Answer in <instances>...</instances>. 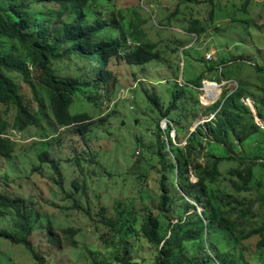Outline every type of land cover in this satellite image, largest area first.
Returning <instances> with one entry per match:
<instances>
[{
  "label": "rangeland",
  "instance_id": "1",
  "mask_svg": "<svg viewBox=\"0 0 264 264\" xmlns=\"http://www.w3.org/2000/svg\"><path fill=\"white\" fill-rule=\"evenodd\" d=\"M245 4L246 0H115L112 7L101 5L107 7L103 17L108 21L115 18L121 22L122 16V33H126L128 23L134 24V31L155 45L159 59L132 67L121 58H113L106 68L112 79L100 85H96L92 66L85 61L64 60L53 65L58 76L90 84L78 92L70 108L72 114L89 116V131L84 136L77 126L56 124L45 93L39 87L34 92L18 75H11L37 124L23 131L6 129L4 138L13 147L9 158L0 156V194L19 200L26 222L33 229L28 242L40 262L117 264L116 257H124L120 236L104 224L103 217L115 219L118 205L123 204L133 209L128 226L121 234L129 235L124 240L129 263L157 264V248L141 232L143 217L149 211L160 215L158 198L163 181L174 199L168 214L173 223L178 222L184 201L174 175L159 163L157 130L158 125L162 128L164 120L148 97H157L165 111L173 95L183 93L177 112L171 115L181 120L178 146H184L191 125L190 131L208 120L205 117L208 108H203L200 102L203 95L192 87L200 77L220 84L232 73L233 82L223 89L222 98L241 85L251 98L248 105L252 112L260 108L264 113V0H252L246 11ZM136 46V42L128 40L125 52ZM212 53H215L214 61L206 62V56ZM18 54L23 56L20 50ZM220 64L224 67L211 71ZM257 69L263 73L257 74ZM31 72L36 78L37 72ZM179 79L186 86L182 90L176 84ZM39 100L43 102L45 117L38 111ZM0 111L2 119L11 125L15 109L0 106ZM254 118L264 129L263 120L257 114ZM175 133L171 135L174 137ZM44 152L62 174L64 189L56 184L59 180L51 164L40 159ZM242 154L247 156L245 150ZM237 167L234 162H225L220 167L222 177L217 187L225 197L220 203L223 210L235 208L237 201L251 196L245 192L237 194L230 187L229 172ZM255 174L264 184V169L255 167ZM74 182L78 183L79 191L72 187ZM260 207L254 206L255 214L260 213ZM207 223L204 220L203 224L188 229H204ZM0 230L18 237L23 235L19 219L10 209L0 208ZM67 230L76 233L72 240L61 236L60 232ZM211 232L205 241H200L206 246L204 253L198 252L199 241L187 245L189 253L211 254L217 264L214 251L221 250L233 254L240 264H264V253L257 248L260 237L243 241L231 251L225 249L232 239L230 234L216 226ZM50 234L59 235L60 244L51 242ZM0 264L36 263L22 246L0 238Z\"/></svg>",
  "mask_w": 264,
  "mask_h": 264
},
{
  "label": "trees",
  "instance_id": "2",
  "mask_svg": "<svg viewBox=\"0 0 264 264\" xmlns=\"http://www.w3.org/2000/svg\"><path fill=\"white\" fill-rule=\"evenodd\" d=\"M114 1L0 0V106L5 109L14 108L16 111L11 125L2 119L0 111V156L9 158L12 154V143L4 138L7 128L23 131L37 124L11 75H18L34 92L37 86L45 93L56 124L61 127L77 126L79 133L84 136L89 131V116L86 113L72 114L70 108L78 92L90 87V84L76 78L58 76L53 65L64 60L85 61L92 66L96 85H100L112 79V74L106 68L113 58H121L132 67L144 66L159 59L155 45L135 32L134 24L128 23L126 33H122V16L121 22L115 18L108 21L103 17L107 7L101 5L112 7ZM251 1L246 0L244 11ZM128 40L136 42L137 46L134 50L125 52V43ZM18 50L23 52V56L18 54ZM221 65L213 67L211 71L219 69ZM32 70L37 72L36 78H33ZM256 73L263 72L257 69ZM228 75L229 79L225 81L232 80V73ZM222 78H226V75L222 74ZM204 81L200 77L192 87L201 89ZM182 96L183 93H175L173 101L165 111L157 97H148L160 113L161 119L170 121L165 131L158 125L157 157L159 163L174 175L176 188L184 201L182 214L178 222L173 223L168 219V214L172 211L174 199L163 181L158 198L160 215L149 211L143 217L141 232L157 248V264H216L211 254H199L205 252L206 246L201 242L212 234L211 228L215 226L232 236L225 249L233 251L237 244L258 236L260 239L257 248L264 253V184L256 179L255 174V167L264 169V129L256 124L253 113L242 103V100H250V96L239 85L231 96L226 95L220 102L206 109L205 117L215 118L198 125L194 132L190 131L193 128L191 125L186 138L187 144L178 146L181 120L174 119L171 115L177 112ZM256 110L258 118L264 122V113L260 108ZM38 111L43 117L46 116L41 100L38 101ZM173 131L176 132L175 141L171 136ZM242 150L247 152V156H243ZM40 159L51 164L59 180L56 184L64 189L62 174L55 162L49 160L45 152L40 155ZM225 162L238 165L229 172L230 187L237 194L245 192L251 195L247 200L237 201V206L230 210L222 209L223 205L220 203L225 201V197L217 187L222 177L220 167ZM163 179L168 180L166 176ZM72 187L79 191L77 182ZM18 202L19 200L0 194V208L10 209L15 213L23 234L18 237L0 230V238L12 245L22 246L31 254L36 264H43L34 247L28 242V236L33 229L27 224L23 208ZM256 204L261 206L258 214L253 210ZM199 208L203 211L199 212ZM131 210L133 209L130 206L119 204L115 219L103 217L104 224L120 236L119 244L124 250V257L117 256V264H130L124 241L129 236L128 231L126 236L121 234L133 215ZM163 218L167 219V223ZM204 220H208L204 229H188L196 224H203ZM60 233L68 240H72L76 234L72 230ZM49 240L55 242L56 246L60 244L59 235L50 234ZM196 241H201L198 250L200 256L190 254L187 249L188 244ZM212 243L216 244L213 241ZM214 255L217 264H240L233 254L215 250Z\"/></svg>",
  "mask_w": 264,
  "mask_h": 264
},
{
  "label": "built area",
  "instance_id": "3",
  "mask_svg": "<svg viewBox=\"0 0 264 264\" xmlns=\"http://www.w3.org/2000/svg\"><path fill=\"white\" fill-rule=\"evenodd\" d=\"M214 57H215V53H212L210 55H207L206 56V61L208 62H212L214 61ZM177 86L179 89H184L186 86L184 84V81L183 79H180L176 82ZM232 82H223L221 85H217L215 83H204V87L202 89H200L199 91L201 93H203V97L200 98V102H201V105L203 107H209L210 105H213L215 102H217V100H219L220 97H217L216 96V92L217 91H221L222 88H225L227 87L228 85H231ZM210 86H214V90L212 93H210V95L208 94L207 92V88L210 87ZM124 95V92L121 93V95ZM232 94V93H231ZM230 94V95H231ZM120 97V96H119ZM205 100V101H204ZM242 102L245 104V105H248V101H244L242 100ZM214 118V117H212ZM168 120H164L162 122V126L163 127H166L167 124H168Z\"/></svg>",
  "mask_w": 264,
  "mask_h": 264
},
{
  "label": "clouds",
  "instance_id": "4",
  "mask_svg": "<svg viewBox=\"0 0 264 264\" xmlns=\"http://www.w3.org/2000/svg\"><path fill=\"white\" fill-rule=\"evenodd\" d=\"M241 61H242V60H241ZM206 62H208V61H206ZM212 62H213V61H212ZM246 64L251 65L250 63H246ZM222 67H224V66H221L219 69H221ZM179 80H180V79H179ZM223 82H233V80H231V81H225V80H223L220 84H218V83H215V84H217V85H221ZM204 83H214V82L205 81ZM237 85H238V83H237ZM177 87H178V86H177ZM203 87H204V85H203ZM203 87H202V88H203ZM202 88H201V89H202ZM225 88H226V87H225ZM223 89H224V88H222L221 91H219V92H220V96H219L220 98H219V100H217V102H215L213 105L217 104L218 102H220V101L222 100ZM237 89H238V88H237ZM237 89H236V90H237ZM180 90H182V89H180ZM194 90L199 91L200 89H195V88H194ZM199 92H200V91H199ZM217 92H218V91H217ZM234 92H235V91H234ZM200 93H201V92H200ZM201 94L204 95L203 93H201ZM230 94H231V93H230ZM230 94H228V97L231 96L233 93H232L231 95H230ZM244 101H248V103H249V101H251V100H244ZM242 103H243V102H242ZM243 104H244V103H243ZM213 105H210V106H213ZM244 105H245V104H244ZM210 106H209V107H210ZM245 106H247V107L251 110V112H252V109H251V107H250L249 105H245ZM202 107H203V106H202ZM209 107H203V108H209ZM255 110H256V109H255ZM252 113H253V112H252ZM212 117H214V116H212ZM212 117H211V119H208L206 122H208V121H210V120H213V119L215 118V117H214V118H212ZM168 121H169V120H168ZM169 122H170V121H169ZM169 122H168V123H169ZM161 125H162V122H161ZM167 128H168V124H167L166 127H163V126H162V130H164V131H165ZM173 132H174V131H173ZM173 132H172V133H173ZM171 136H172V135H171ZM174 136H175V135H174ZM172 138H173V136H172ZM173 140L175 141V137L173 138ZM186 144H187V143L185 142V143H184V146H185Z\"/></svg>",
  "mask_w": 264,
  "mask_h": 264
},
{
  "label": "bare ground",
  "instance_id": "5",
  "mask_svg": "<svg viewBox=\"0 0 264 264\" xmlns=\"http://www.w3.org/2000/svg\"><path fill=\"white\" fill-rule=\"evenodd\" d=\"M213 90H214V86H210V87H208V88H207V92H208V94L210 95V93H212ZM216 96H217V97L220 96V92H219V91L216 92ZM204 101H205V100H204Z\"/></svg>",
  "mask_w": 264,
  "mask_h": 264
},
{
  "label": "water",
  "instance_id": "6",
  "mask_svg": "<svg viewBox=\"0 0 264 264\" xmlns=\"http://www.w3.org/2000/svg\"><path fill=\"white\" fill-rule=\"evenodd\" d=\"M255 112H256V110H255ZM255 114H257V112L256 113H253V115L255 116ZM198 126V125H197ZM197 126H195V128H194V130H192L191 132H194L195 131V129L197 128ZM175 137V136H174ZM173 137V138H174Z\"/></svg>",
  "mask_w": 264,
  "mask_h": 264
}]
</instances>
